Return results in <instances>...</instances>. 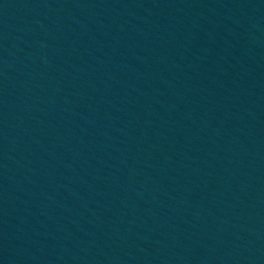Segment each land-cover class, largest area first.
<instances>
[{
	"label": "water",
	"instance_id": "95a60500",
	"mask_svg": "<svg viewBox=\"0 0 264 264\" xmlns=\"http://www.w3.org/2000/svg\"><path fill=\"white\" fill-rule=\"evenodd\" d=\"M0 264H264V0H0Z\"/></svg>",
	"mask_w": 264,
	"mask_h": 264
}]
</instances>
